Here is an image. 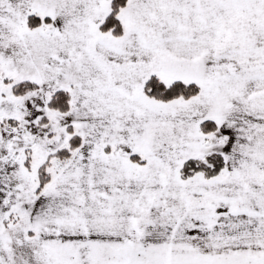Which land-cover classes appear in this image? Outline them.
Here are the masks:
<instances>
[{
	"label": "snow or ice",
	"instance_id": "obj_1",
	"mask_svg": "<svg viewBox=\"0 0 264 264\" xmlns=\"http://www.w3.org/2000/svg\"><path fill=\"white\" fill-rule=\"evenodd\" d=\"M0 264H264V0H0Z\"/></svg>",
	"mask_w": 264,
	"mask_h": 264
}]
</instances>
